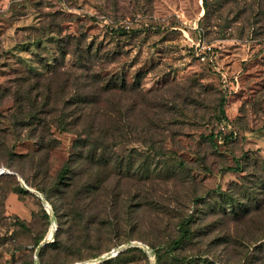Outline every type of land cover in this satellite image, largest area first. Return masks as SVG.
I'll list each match as a JSON object with an SVG mask.
<instances>
[{
  "label": "rangeland",
  "instance_id": "1",
  "mask_svg": "<svg viewBox=\"0 0 264 264\" xmlns=\"http://www.w3.org/2000/svg\"><path fill=\"white\" fill-rule=\"evenodd\" d=\"M258 165L264 0H0V264H264Z\"/></svg>",
  "mask_w": 264,
  "mask_h": 264
},
{
  "label": "trees",
  "instance_id": "2",
  "mask_svg": "<svg viewBox=\"0 0 264 264\" xmlns=\"http://www.w3.org/2000/svg\"><path fill=\"white\" fill-rule=\"evenodd\" d=\"M219 108H220V111L222 112V105L219 104ZM63 129V127L61 128ZM69 169V163L68 162H65L63 164V166L61 167L60 171L58 172L57 174V179H62L65 175V173L68 171ZM258 169L264 173V166L263 165H258ZM227 171H237L239 170V166L235 165V167H227L226 168ZM4 173V172H3ZM2 174V173H0ZM257 181L259 182L257 188L261 190V193L264 194V179H261L260 177L257 179ZM34 189V188H33ZM20 190L22 192H27L26 190V185L24 184L23 186L20 185ZM40 196H42L43 200H46L44 194L42 192H40L39 190L37 189H34ZM257 202L259 204V206L261 205H264V196H262L261 198H258L257 199ZM48 203V202H47ZM49 207H50V214L49 215V218L52 216V208L50 206V204H48ZM246 206V205H245ZM47 216V215H46ZM188 221L189 219H187V217L183 220H180L177 225H176V237L170 242L169 244V248L172 249L178 245H180L182 242H184L185 240H187L190 236H191V231L188 227ZM119 252V251H118ZM117 252V253H118ZM34 258H35V255H34ZM102 258V257H101ZM77 262V261H76ZM73 262H69V263H63V264H71ZM34 264H40V262H38L36 259H34Z\"/></svg>",
  "mask_w": 264,
  "mask_h": 264
},
{
  "label": "built area",
  "instance_id": "3",
  "mask_svg": "<svg viewBox=\"0 0 264 264\" xmlns=\"http://www.w3.org/2000/svg\"><path fill=\"white\" fill-rule=\"evenodd\" d=\"M192 45L197 50L196 55L198 56V59L200 61L210 60L211 59L210 58V54H208L209 51H210V47L208 45H204L203 43H199V41L194 42ZM3 172H4V170L0 169V173H3ZM117 252H118L117 248H110L108 250V253H109L110 256L115 255ZM71 264H82V263L73 262Z\"/></svg>",
  "mask_w": 264,
  "mask_h": 264
}]
</instances>
